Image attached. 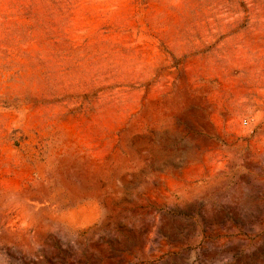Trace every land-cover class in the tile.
<instances>
[{
    "label": "rangeland",
    "instance_id": "rangeland-1",
    "mask_svg": "<svg viewBox=\"0 0 264 264\" xmlns=\"http://www.w3.org/2000/svg\"><path fill=\"white\" fill-rule=\"evenodd\" d=\"M0 264H264V0H0Z\"/></svg>",
    "mask_w": 264,
    "mask_h": 264
}]
</instances>
